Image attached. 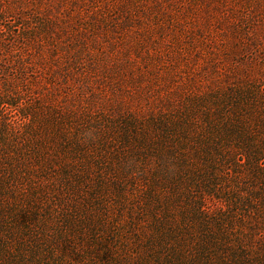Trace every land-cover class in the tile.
<instances>
[{
    "label": "trees",
    "instance_id": "trees-1",
    "mask_svg": "<svg viewBox=\"0 0 264 264\" xmlns=\"http://www.w3.org/2000/svg\"><path fill=\"white\" fill-rule=\"evenodd\" d=\"M250 1L199 63L164 0H0V264H264Z\"/></svg>",
    "mask_w": 264,
    "mask_h": 264
},
{
    "label": "rangeland",
    "instance_id": "rangeland-1",
    "mask_svg": "<svg viewBox=\"0 0 264 264\" xmlns=\"http://www.w3.org/2000/svg\"><path fill=\"white\" fill-rule=\"evenodd\" d=\"M165 5L172 4L169 12L164 17H161L159 24L164 27L157 31V36H164L170 40L173 37H178L185 40L186 46L193 49V57L200 63L203 59L198 56L196 51L204 49V53L208 52V40L217 38L220 29L228 31L230 25L237 19V24L243 25L245 21L252 18L254 9L247 4L246 0H164ZM250 2H257L256 0ZM192 5V6H191ZM177 7V8H176ZM170 13V16L168 15ZM228 14V16H227ZM229 17V21L227 20ZM184 22V23H181ZM203 30V31H201ZM193 38V39H191ZM155 49V48H153ZM152 50V47H151ZM106 51V50H105ZM154 52V50H153ZM86 71L92 75V67L87 66ZM84 71V70H83ZM162 72V71H161ZM82 70L77 71L79 75ZM112 73L103 74V88L110 86ZM117 78L114 76L112 79Z\"/></svg>",
    "mask_w": 264,
    "mask_h": 264
}]
</instances>
